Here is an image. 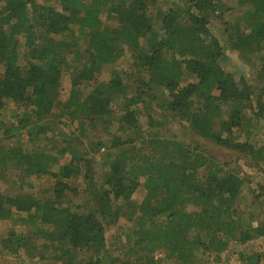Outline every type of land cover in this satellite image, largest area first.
<instances>
[{
    "label": "trees",
    "instance_id": "obj_1",
    "mask_svg": "<svg viewBox=\"0 0 264 264\" xmlns=\"http://www.w3.org/2000/svg\"><path fill=\"white\" fill-rule=\"evenodd\" d=\"M41 1L0 0V108L7 102L31 105L25 113L33 123L30 136L47 129L39 126L45 119L65 116L78 136L89 138V129H99L104 137L87 139L89 150L80 144L84 156L67 142L33 157L26 154L28 171L52 177L51 195L0 192V220L25 212L20 220L32 226L9 232L4 248L22 249L37 259L65 258L70 264H158L157 252L173 264H208L195 259L198 252L218 255L229 243L264 235L263 223H251L254 213L247 221L238 217L243 179L235 169L210 161L198 143L152 136L139 120L146 114L147 129L156 125L157 103L152 104L157 92L165 91V110L196 135L254 152L247 142H233V128L250 114L262 115L261 95L252 104V87L221 67L219 42L203 16L225 8L222 0H172L167 6L158 0ZM238 3L245 6L238 20L244 27H237L232 45L257 55L262 79L264 0ZM127 52L139 85L131 89L118 73L99 81L102 68ZM65 75L67 95L60 87ZM81 79L94 82L87 92ZM91 152L102 156L97 170ZM68 154V163L60 165ZM9 159L0 146V171L13 166ZM70 174L90 190L93 200L86 212L68 198L70 185L63 179ZM140 178L147 197L137 203L130 197ZM122 217L130 222L126 248L113 255L106 248L104 225ZM259 257L239 252L243 264H255Z\"/></svg>",
    "mask_w": 264,
    "mask_h": 264
},
{
    "label": "rangeland",
    "instance_id": "obj_2",
    "mask_svg": "<svg viewBox=\"0 0 264 264\" xmlns=\"http://www.w3.org/2000/svg\"><path fill=\"white\" fill-rule=\"evenodd\" d=\"M37 1L39 3L42 2L41 0ZM171 1L158 0L159 4L163 6H167ZM175 2L176 4L182 3L180 0H175ZM222 2L225 4V8L222 10L203 14L208 22L207 26L210 35L217 39L221 48L219 63L224 70L233 74L236 81L239 82L242 79L245 84L252 87L254 91L252 104L257 105L256 96L260 94L264 106V78L260 79L258 77L261 68H259V61L255 57L257 55L249 53L246 55V53L234 49L232 45L239 25V30L243 31L244 24L242 21L238 22V20L242 16V9L245 6L239 4L238 0H222ZM73 67L75 68L76 65L73 64ZM134 69L129 52H127L116 63L104 66L102 71H100V75L98 74V80L107 81L113 73H118L124 82L132 85L131 89H135V86H138L139 83L136 70ZM134 72L135 75H133ZM79 82L83 85L80 86L83 92H87L91 88L92 83H94L84 79ZM69 86V75H65L62 77V85L60 86L65 95L69 93ZM157 94L159 96L152 104V108H154L155 103H157V107L152 113V118L155 120L156 125H152L150 129H147L148 117L146 114H141L139 120L142 128L147 130L152 136L173 138L187 145L198 143L199 147L197 148L205 150L211 158L210 161L226 164L228 168L235 169L243 179L242 191L237 203V209L240 211L238 217L247 221L249 213H254L256 220L252 218L251 223L256 224L259 222L264 224V110L261 116L256 117L250 114V119L247 122L244 121L239 128H233V142H247L254 148V152L244 153L238 149L232 150V148L196 135L187 122H180L179 118L172 116L169 111L165 110L167 107L166 98L163 97L165 96V91L163 93L158 91ZM30 108L31 105L24 107L17 102H7L6 105L0 108V146L8 152L9 161L14 163L13 166L0 171V192L10 196L29 194L36 198L39 196L48 197L51 195L49 184L53 183L52 177L28 171L26 154L30 153L33 157L36 152L51 151L54 147L57 148V143L63 142L62 144L66 145L67 142L66 146L72 145L77 150L78 155L84 156L85 151L82 149L84 147L80 144L84 143L89 150L91 146L87 139L95 141L98 136L104 137V135L99 129H89V138L78 136L77 129L65 116L59 119H54L52 116V118L45 119L39 125L48 126L47 129L37 133L34 132L36 134L30 136L28 132H31L33 123L31 118H25V116L30 114L28 111ZM117 108V114H119L120 107L118 106ZM153 110L151 109L150 112ZM158 122L159 124H157ZM225 135L226 133H224ZM258 152H261V154ZM69 156L70 154L65 155L62 160L58 161L59 164H67ZM90 156H92L94 161L92 163L93 169L97 170L102 156L97 152L89 153L88 157ZM77 177L70 174L68 178L63 180L70 185V190L67 193L68 198L78 206L79 210L86 212L90 210L92 205V195L90 190L85 191L82 179H77ZM146 197V190L140 178L139 185L132 193L130 199L141 203ZM153 203L155 204V202ZM25 216L26 213L21 212L16 213L12 220H0V264H70L69 262H64L65 258L59 260L53 257L37 259L26 255L22 249L13 252L10 248H4L2 240L7 238L9 232L12 230L21 232L22 230L28 231L31 229V225L20 220L21 217ZM129 225L130 222L124 217L114 224L106 223L104 225L106 248L111 250L113 255L124 252L127 243L125 232ZM242 225H245V223L243 222ZM224 242L228 241L224 239ZM225 248L217 252L218 255H215V251H211L207 255L198 252L195 259L200 263L203 259H206L208 264H243V261L239 259V252L245 254L255 252L260 254L259 261H256L255 264H264V235L253 237V239L244 244L229 243ZM155 258L158 259V264H173L172 261H168L159 252L155 254ZM71 264H77V262H72Z\"/></svg>",
    "mask_w": 264,
    "mask_h": 264
}]
</instances>
